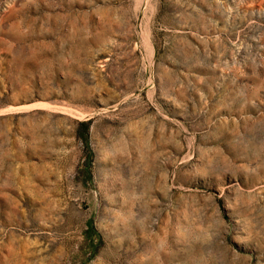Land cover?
I'll use <instances>...</instances> for the list:
<instances>
[{
  "label": "rangeland",
  "instance_id": "374dc122",
  "mask_svg": "<svg viewBox=\"0 0 264 264\" xmlns=\"http://www.w3.org/2000/svg\"><path fill=\"white\" fill-rule=\"evenodd\" d=\"M0 264H264V0H0Z\"/></svg>",
  "mask_w": 264,
  "mask_h": 264
}]
</instances>
